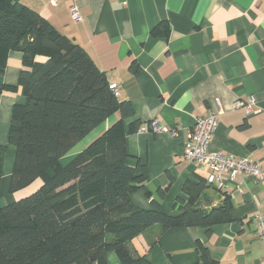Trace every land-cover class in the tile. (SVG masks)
I'll return each instance as SVG.
<instances>
[{
    "label": "crops",
    "instance_id": "0c3cea01",
    "mask_svg": "<svg viewBox=\"0 0 264 264\" xmlns=\"http://www.w3.org/2000/svg\"><path fill=\"white\" fill-rule=\"evenodd\" d=\"M15 1L81 46L109 85H116L117 99L129 101L133 114L123 120L126 163L135 166L139 160L147 165L150 192L147 195L142 188L131 192L134 205L149 208L156 198L163 212L177 215L173 204L178 196L186 199L183 183L207 179L208 167L182 154L187 129L200 116L217 115L211 150L246 157L264 167V0H58L56 5L50 0ZM73 2L82 16L77 22L69 15ZM162 22L167 33L156 28ZM21 60V52L9 51L0 71V144L6 145L0 207L40 185L36 180L9 192L15 147L7 143L8 128L13 105L25 101L18 85ZM249 96L254 99L250 113L234 107L235 101ZM116 119L113 114L93 129L85 136V145ZM153 120L167 130L176 127L178 134L154 131ZM78 143L62 163L82 149ZM159 188H166L160 198ZM225 196L231 201L229 221L163 232L155 225L132 239L131 249L143 254L148 264H264L256 218L264 211V183L245 175L221 189L208 187L196 200L215 206ZM106 259L119 263L113 251Z\"/></svg>",
    "mask_w": 264,
    "mask_h": 264
},
{
    "label": "trees",
    "instance_id": "16d2710c",
    "mask_svg": "<svg viewBox=\"0 0 264 264\" xmlns=\"http://www.w3.org/2000/svg\"><path fill=\"white\" fill-rule=\"evenodd\" d=\"M158 27L168 32L166 23ZM11 50L22 54L18 85L25 101L13 105L8 128L7 143L15 147L9 192L36 180L40 185L0 207V264H109L111 251L117 264H148L130 247L147 229L208 228L230 220L228 196L215 206L196 200L212 186L206 179L183 183L186 199L178 196L173 204L177 215L163 212L156 198L149 208L134 205L131 192H150L147 165L126 163L123 120L133 114L129 101L118 100L88 53L43 16L21 2L0 0V71ZM113 114L115 121L61 162ZM5 149L0 144V178ZM165 191L157 189L159 198Z\"/></svg>",
    "mask_w": 264,
    "mask_h": 264
},
{
    "label": "built area",
    "instance_id": "2783aa9c",
    "mask_svg": "<svg viewBox=\"0 0 264 264\" xmlns=\"http://www.w3.org/2000/svg\"><path fill=\"white\" fill-rule=\"evenodd\" d=\"M58 0H50L51 4L56 5ZM70 19L73 22L81 20L82 16L78 6L73 2L69 7ZM113 93L117 96L116 85H110ZM254 99L249 96L246 101L237 100L234 103L235 108H243L248 114L252 111ZM216 106L219 102L216 101ZM151 128L154 131L168 132L171 136L178 134V129L167 130L158 125L156 120L151 121ZM217 125V115L209 114L207 116L197 117L193 125L187 129L186 138L183 141L182 154L188 161H194L206 165L209 169L207 182L219 189L223 188L227 182H235L242 176L249 175L258 178L264 183V167L258 162L252 161L246 157H238L230 153H221L211 150L209 145L213 137V132ZM257 233L264 246V211L256 214Z\"/></svg>",
    "mask_w": 264,
    "mask_h": 264
},
{
    "label": "rangeland",
    "instance_id": "374dc122",
    "mask_svg": "<svg viewBox=\"0 0 264 264\" xmlns=\"http://www.w3.org/2000/svg\"><path fill=\"white\" fill-rule=\"evenodd\" d=\"M86 140H87V139H86ZM86 140H85V136H84V137L79 141V143H78L79 146H78V147H83V146H85V141H86ZM8 167H9V163H6L4 168L6 169V168H8ZM1 185H2V182H1Z\"/></svg>",
    "mask_w": 264,
    "mask_h": 264
}]
</instances>
